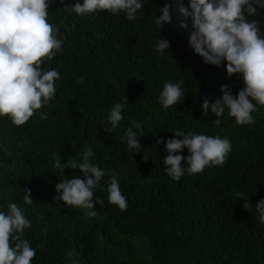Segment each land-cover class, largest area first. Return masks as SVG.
<instances>
[{"label": "trees", "instance_id": "1", "mask_svg": "<svg viewBox=\"0 0 264 264\" xmlns=\"http://www.w3.org/2000/svg\"><path fill=\"white\" fill-rule=\"evenodd\" d=\"M75 3L83 0H53L48 9L58 39L65 38L63 50L43 66L60 74L54 98L23 126L0 117V211L16 203L31 221L24 234L36 249L31 264H264V225L255 210L264 198V106L252 114V125H236L227 110L219 126L210 112L202 115L203 97L219 98L221 85L236 95L243 83L228 77L223 64L206 65L193 53L191 18L179 11L187 0H142L134 21L124 13L80 16L70 9ZM165 4L171 22L159 33L155 20ZM252 18L264 31V9ZM159 36L170 41V55L155 51ZM168 81H182L185 98L164 109L158 96ZM124 96L123 119L107 133L110 111ZM41 112L48 118L41 119ZM133 122L144 133L139 153L126 144ZM177 130L227 138V162L173 181L164 172V145L156 139L167 140ZM86 145L95 153L90 162L110 170L100 182L103 190L94 193L104 203L96 204L92 218L54 200L59 181L82 173H61L53 155L62 162L82 160ZM144 149L147 162L141 159ZM111 176L119 181L126 211L108 202ZM25 188L33 204L24 203ZM248 200L252 208L245 210Z\"/></svg>", "mask_w": 264, "mask_h": 264}, {"label": "clouds", "instance_id": "2", "mask_svg": "<svg viewBox=\"0 0 264 264\" xmlns=\"http://www.w3.org/2000/svg\"><path fill=\"white\" fill-rule=\"evenodd\" d=\"M53 0H0V117H8L11 123L20 127L25 125L38 110L54 98L56 81L60 74L55 68L43 66L62 51L65 38L58 39V28L49 23V7ZM183 2V0H181ZM63 3V0H60ZM142 0H83L70 9L80 16L108 12L124 13L128 21L137 19L143 10ZM68 8V7H65ZM170 5L160 8L155 23L161 29L171 22ZM264 9V0H187L186 7L180 8L185 18L190 17L192 31L188 45L193 53L206 65H224L228 77L236 76L242 80L243 87L233 95L227 85H221V96L215 100L208 96L202 98V115H214L212 123L219 126L225 111L239 126L255 123L253 113L258 106H264V31L258 21L253 19L258 10ZM181 27H187L181 24ZM170 41L159 36L155 51L163 56L170 55ZM79 83H83L80 77ZM181 82H165L158 96V102L169 109L183 102L185 89ZM126 97L115 103L107 118L110 127L105 132H113L123 119L127 106ZM47 119L46 113H40ZM136 129V131L133 130ZM127 149L139 153L142 149L140 139L144 137L142 125L133 122L125 132ZM164 145L167 155L162 163L164 172L173 181H180L187 175L202 173L207 167L223 166L231 151V142L220 136L185 133L177 130L171 138L156 139V145ZM184 149L188 155H182ZM142 161L150 158L149 150L144 149ZM79 157L80 154L78 153ZM95 156L90 146H85L82 160L68 159L62 162L59 155H53L54 167L61 173L65 169H78L82 176H71L55 185L58 193L54 200L64 205L82 209L92 218L98 215L96 204L103 200L94 198L95 191L103 190L101 180L110 170L99 168L90 160ZM187 165L185 169L184 165ZM24 203L33 204L31 190L22 189ZM108 202L120 211L127 210V201L122 195L120 184L115 176L108 181ZM243 209L252 208L243 201ZM259 222L264 225V198L255 205ZM31 227L16 203L8 205L7 212L0 211V264H31L36 249L24 238L25 230ZM69 257L72 253H67Z\"/></svg>", "mask_w": 264, "mask_h": 264}]
</instances>
